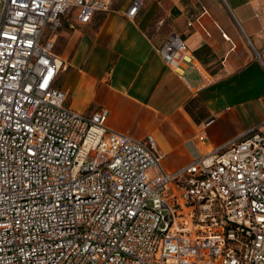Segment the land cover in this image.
<instances>
[{
    "label": "built area",
    "instance_id": "built-area-1",
    "mask_svg": "<svg viewBox=\"0 0 264 264\" xmlns=\"http://www.w3.org/2000/svg\"><path fill=\"white\" fill-rule=\"evenodd\" d=\"M113 1L0 0V264H264L258 126L167 173L152 137L109 131L54 87L65 65L46 30ZM157 53L174 71L188 57L174 33Z\"/></svg>",
    "mask_w": 264,
    "mask_h": 264
},
{
    "label": "crops",
    "instance_id": "crops-1",
    "mask_svg": "<svg viewBox=\"0 0 264 264\" xmlns=\"http://www.w3.org/2000/svg\"><path fill=\"white\" fill-rule=\"evenodd\" d=\"M131 2L46 30L70 110L106 112L109 131L152 137L167 173L251 127L264 134V0H146L129 19ZM172 33L187 46L178 71L157 53Z\"/></svg>",
    "mask_w": 264,
    "mask_h": 264
},
{
    "label": "rangeland",
    "instance_id": "rangeland-1",
    "mask_svg": "<svg viewBox=\"0 0 264 264\" xmlns=\"http://www.w3.org/2000/svg\"><path fill=\"white\" fill-rule=\"evenodd\" d=\"M56 52V51H55ZM57 53V52H56Z\"/></svg>",
    "mask_w": 264,
    "mask_h": 264
}]
</instances>
